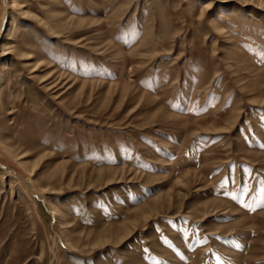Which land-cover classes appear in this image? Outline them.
Listing matches in <instances>:
<instances>
[{
	"label": "rangeland",
	"instance_id": "obj_1",
	"mask_svg": "<svg viewBox=\"0 0 264 264\" xmlns=\"http://www.w3.org/2000/svg\"><path fill=\"white\" fill-rule=\"evenodd\" d=\"M0 264H264V0H0Z\"/></svg>",
	"mask_w": 264,
	"mask_h": 264
}]
</instances>
